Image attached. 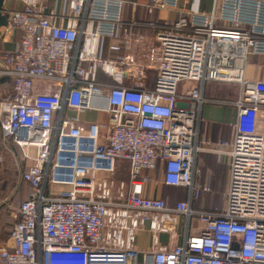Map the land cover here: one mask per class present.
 Instances as JSON below:
<instances>
[{"label":"built area","instance_id":"2783aa9c","mask_svg":"<svg viewBox=\"0 0 264 264\" xmlns=\"http://www.w3.org/2000/svg\"><path fill=\"white\" fill-rule=\"evenodd\" d=\"M8 1L21 8L5 10L19 40L0 69L11 85L0 93V129L22 152L30 192L0 264H264V80L246 77L264 56V0H147L165 16L152 89L129 57H104L128 0ZM211 82L238 86L235 100L209 101L234 108L231 140L202 128ZM87 112L107 120L85 124ZM201 154L228 166L221 210L194 206L212 192ZM123 162L128 180L117 183ZM152 182L186 198L148 196ZM179 221L172 248L136 246L146 228L155 244L162 233L176 238Z\"/></svg>","mask_w":264,"mask_h":264},{"label":"crops","instance_id":"0c3cea01","mask_svg":"<svg viewBox=\"0 0 264 264\" xmlns=\"http://www.w3.org/2000/svg\"><path fill=\"white\" fill-rule=\"evenodd\" d=\"M147 0H128L124 13V26L120 33V37L115 40H109L105 44L104 57L112 61L118 62L120 59L129 57L130 66L134 69L142 70L144 73V86L152 89L155 85L157 72L153 61L155 50L158 46L156 35L159 31L158 25L164 22V14L160 11L149 13L144 4ZM5 10L21 8L19 3H11L6 1ZM6 14V13H4ZM7 22H8V15ZM171 14L169 15V17ZM8 26V23H7ZM7 26L1 27L2 37L0 38V69L5 67L3 55L13 51L16 43L19 40V33H12L7 29ZM113 47L119 49L115 50ZM246 77L251 80H264V56L252 57L251 63L246 68ZM100 80L103 82H111V79L104 75H100ZM132 77H125V83L131 84ZM214 85H219L217 94L218 97L212 96V88ZM10 80L5 77H0V93L10 88ZM44 89V88H43ZM205 96L208 100L202 107L203 130L207 136L213 140H231L233 137V122L235 119V110L232 106H227L221 103L209 102L214 100H229L233 101L238 96V86L229 83H208L205 86ZM221 96V97H220ZM105 116V117H104ZM85 124L90 122H102L107 120L106 115L87 112L82 115ZM2 139L0 129V140ZM3 140V139H2ZM1 147V141H0ZM198 166L205 172L210 171L213 177L217 175V170L221 167H227L226 161L218 162L217 157L212 154H201L198 160ZM119 172H122L128 178V164L119 163ZM8 165H0V244L4 243L13 228L15 223L14 212L20 205L21 196L17 182L10 178ZM12 172V171H11ZM22 176V172L20 173ZM213 174V175H212ZM228 175V173H227ZM22 182V177H20ZM128 180V179H127ZM228 180V176H227ZM226 180V186H227ZM214 187V181L212 182ZM29 192L30 187L27 185ZM29 192L26 199L28 198ZM145 193L148 196H158L166 199L170 205H173L178 200L186 198V192L181 189L167 188L152 182ZM20 198V199H19ZM25 199V200H26ZM195 206V203H194ZM181 221L177 226V237L171 238L169 234L162 233L158 237V243L153 241L152 233L146 228L138 231L136 235V246L140 250L150 251L153 249L172 248L181 242L183 230ZM193 229L190 233L195 232V221L192 223Z\"/></svg>","mask_w":264,"mask_h":264},{"label":"rangeland","instance_id":"374dc122","mask_svg":"<svg viewBox=\"0 0 264 264\" xmlns=\"http://www.w3.org/2000/svg\"><path fill=\"white\" fill-rule=\"evenodd\" d=\"M218 86L219 85H214L212 88L213 97H218L217 90L223 89V87L219 88ZM0 141H1L0 151L2 155V162L0 163V165L1 164L8 165L9 167L8 173L10 175V178L12 177L13 180L17 182L19 196H21V201H20V204H21L26 199L29 189L26 184L21 182L19 175L26 168L27 164L22 157V152L18 149V147H16V145L12 141L2 140V139ZM217 160H218V157H217ZM227 173H228V170H227V167L225 166L217 170V175L213 176V177H216V179H213L214 187L212 185V192L208 194L207 196H205L204 201H202V204L195 201L196 208L202 207L208 211L221 210L224 208L226 180L228 176ZM127 179L128 178L124 174H122V172L118 173L115 176V180L117 183H120L122 181L126 182Z\"/></svg>","mask_w":264,"mask_h":264},{"label":"water","instance_id":"95a60500","mask_svg":"<svg viewBox=\"0 0 264 264\" xmlns=\"http://www.w3.org/2000/svg\"><path fill=\"white\" fill-rule=\"evenodd\" d=\"M7 0H0V38L2 37L1 27L7 26V16L5 13V3ZM1 63V61H0Z\"/></svg>","mask_w":264,"mask_h":264},{"label":"trees","instance_id":"16d2710c","mask_svg":"<svg viewBox=\"0 0 264 264\" xmlns=\"http://www.w3.org/2000/svg\"><path fill=\"white\" fill-rule=\"evenodd\" d=\"M17 147V146H16ZM19 149V148H18ZM20 150V149H19ZM21 151V150H20ZM21 177V174L19 175ZM22 183L26 184L24 181H22ZM27 185V184H26Z\"/></svg>","mask_w":264,"mask_h":264}]
</instances>
